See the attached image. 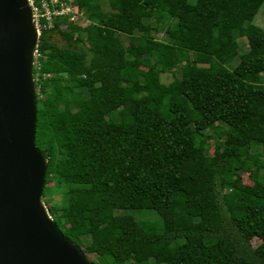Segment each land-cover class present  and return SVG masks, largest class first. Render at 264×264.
Returning <instances> with one entry per match:
<instances>
[{
    "label": "trees",
    "instance_id": "obj_1",
    "mask_svg": "<svg viewBox=\"0 0 264 264\" xmlns=\"http://www.w3.org/2000/svg\"><path fill=\"white\" fill-rule=\"evenodd\" d=\"M263 1L71 0L86 26L38 19L42 197L76 190L46 209L94 264H264V30L246 18Z\"/></svg>",
    "mask_w": 264,
    "mask_h": 264
},
{
    "label": "water",
    "instance_id": "obj_2",
    "mask_svg": "<svg viewBox=\"0 0 264 264\" xmlns=\"http://www.w3.org/2000/svg\"><path fill=\"white\" fill-rule=\"evenodd\" d=\"M38 33L27 0H0V264H93L41 202L46 160L34 145L32 56Z\"/></svg>",
    "mask_w": 264,
    "mask_h": 264
},
{
    "label": "rangeland",
    "instance_id": "obj_3",
    "mask_svg": "<svg viewBox=\"0 0 264 264\" xmlns=\"http://www.w3.org/2000/svg\"><path fill=\"white\" fill-rule=\"evenodd\" d=\"M28 2L30 3V0H28ZM65 3H66V6L72 8V12L73 13H69L68 15H66V19H67V22L68 23H75L81 27H84L88 24V21L85 19L84 17V14H83V10L82 9H77L76 7H74L72 4H71V0H65ZM102 9L103 10H106V11H113L115 9H113V6L111 5H108L107 3L105 2H102ZM75 11V12H74ZM74 16L73 19L70 17L71 16ZM34 18V17H33ZM247 20L252 22L253 24L259 26L260 28H262L264 30V1L262 2V4L260 5L259 9L257 10L256 13H248V15L246 16ZM34 21V19H33ZM151 23V22H150ZM62 28H64L65 26L62 24L60 25ZM164 27H165V24H160L157 28L156 31H152L151 34L152 36L155 38V39H158V40H165V33H164ZM37 28V27H36ZM38 32V30H37ZM138 33V32H136ZM108 35L110 36H113V37H116L117 39H119L122 43L124 44H130V45H134V43L129 39V36L127 35H124V34H121V33H115L113 31H109L108 32ZM49 39H51L53 42H55L56 44L58 45H64L65 42L59 38L56 34H52L50 35ZM231 47H235V50L237 52V55L243 51H245L246 49V42H245V39L243 37H240V38H237L236 41L234 43H232L230 45ZM36 54V52H35ZM192 56V55H191ZM36 58H37V55H34L33 56V66L35 65L36 66ZM237 56L233 59L232 63H235L237 61ZM175 74L178 73L177 70H175L174 72ZM263 76V79H264V74L262 75ZM34 77V75H33ZM172 79V76L170 73H163V74H160V77H159V80L160 82L164 83V84H167L170 80ZM41 81V78L38 79L37 83ZM39 84V83H38ZM107 85L109 86H113L114 85V82H109L107 83ZM37 87H36V93H37ZM117 118V117H116ZM214 148H217V145H211V147L206 151L207 154H211L212 153V150ZM240 182L241 183H245V184H249L250 181L248 180L247 176H246V173H241L240 174ZM55 185V182L54 181H50L47 183V186H50V190H49V193L48 195L46 196V204L44 203V200H43V197H41V202L43 204V206L45 207L46 209V205H51V204H62L65 200H71V199H74V198H78L79 195L78 193L76 192V190L74 188H65V189H60V188H56L54 187ZM228 192V191H227ZM47 211V210H46ZM48 215L51 217L52 219V216L48 213ZM141 215V216H140ZM138 216L140 217H148L150 219H156V216L153 215V214H149L147 212H144V213H138ZM87 237H83L84 240H86ZM262 240V238H253L251 239V245H256L257 243H259L260 241ZM89 258H92L93 255H88ZM150 264V263H149Z\"/></svg>",
    "mask_w": 264,
    "mask_h": 264
},
{
    "label": "built area",
    "instance_id": "obj_4",
    "mask_svg": "<svg viewBox=\"0 0 264 264\" xmlns=\"http://www.w3.org/2000/svg\"><path fill=\"white\" fill-rule=\"evenodd\" d=\"M31 14L34 19L35 26L39 28L40 17L46 20V25L49 26L51 23V19L57 15H68L69 13H73L72 8L66 6L65 0H39L38 5H36L33 0H30ZM75 12V11H74ZM73 15L70 19H73ZM34 55H37L34 53Z\"/></svg>",
    "mask_w": 264,
    "mask_h": 264
},
{
    "label": "clouds",
    "instance_id": "obj_5",
    "mask_svg": "<svg viewBox=\"0 0 264 264\" xmlns=\"http://www.w3.org/2000/svg\"><path fill=\"white\" fill-rule=\"evenodd\" d=\"M28 1V0H27ZM48 1V0H47ZM71 4L73 5V3L71 2ZM28 5H29V8H30V10H31V7H30V4H29V2H28ZM74 6V5H73ZM75 7V6H74ZM64 16H66V15H64ZM32 21H33V18H32ZM33 24H34V27L36 28V26H35V23H34V21H33ZM51 24V23H50ZM50 26V25H49ZM36 30H38V34H39V28H36ZM35 52H37V50H36V46H35V48H34V51H33V56H34V53ZM38 52H37V56H38ZM33 56H32V80H33V83H34V86H35V94L37 95V93H36V87H37V91H38V88H39V84L37 83V81H38V79H40V78H44L45 76H48V74H39V72L38 71H36L35 73H33V68H35V69H38V63L36 62V66L34 65L33 66ZM33 75H34V77H33ZM39 76H40V78H39ZM37 105V104H36ZM36 109H37V107H36ZM42 197V196H41ZM47 210V209H46ZM47 212V211H46ZM47 214H48V212H47ZM48 217L51 219V217L48 215ZM52 220V219H51ZM87 257H88V255H86ZM89 258V257H88ZM90 260H91V258H89ZM92 261V260H91ZM93 263V262H92ZM94 264V263H93Z\"/></svg>",
    "mask_w": 264,
    "mask_h": 264
}]
</instances>
